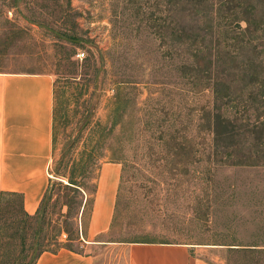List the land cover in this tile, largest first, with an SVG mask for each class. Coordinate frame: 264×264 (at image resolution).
Segmentation results:
<instances>
[{"label":"rangeland","instance_id":"rangeland-1","mask_svg":"<svg viewBox=\"0 0 264 264\" xmlns=\"http://www.w3.org/2000/svg\"><path fill=\"white\" fill-rule=\"evenodd\" d=\"M0 71L54 77L52 209L67 148L101 157L91 189L121 167L96 264H127L128 242L264 264V0H0Z\"/></svg>","mask_w":264,"mask_h":264},{"label":"crops","instance_id":"crops-1","mask_svg":"<svg viewBox=\"0 0 264 264\" xmlns=\"http://www.w3.org/2000/svg\"><path fill=\"white\" fill-rule=\"evenodd\" d=\"M55 82L44 71H0L1 193L23 194L25 210L35 214L50 184L55 150ZM121 183L119 163L101 167L83 251H44L35 264H96V249L108 238ZM179 242H128L127 264H212Z\"/></svg>","mask_w":264,"mask_h":264},{"label":"trees","instance_id":"trees-1","mask_svg":"<svg viewBox=\"0 0 264 264\" xmlns=\"http://www.w3.org/2000/svg\"><path fill=\"white\" fill-rule=\"evenodd\" d=\"M18 2L19 0H11V7H18ZM57 118L58 97L55 87L54 133ZM70 150L67 148L64 151L57 167L59 174L61 169L69 166L71 162L66 173H61L68 179V182L58 183V189L61 191L58 193L54 209L50 207L55 189L52 180L35 214H30L25 210L23 194L14 191L1 193L0 264H35L44 251L56 252L61 248L78 251L72 242L74 238L83 241L82 235H86L99 176L95 177L96 182L92 189L84 180L89 176L91 162L95 163L101 157L89 152L87 153L89 156H83L86 163L79 158L67 161ZM59 202L62 204L60 211H57ZM54 214L58 217L54 218ZM88 214L89 220L87 219ZM64 233L67 234L66 240H62Z\"/></svg>","mask_w":264,"mask_h":264}]
</instances>
